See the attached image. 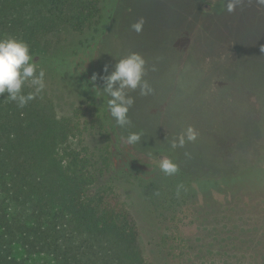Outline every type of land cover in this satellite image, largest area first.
Masks as SVG:
<instances>
[{
  "label": "trees",
  "instance_id": "obj_1",
  "mask_svg": "<svg viewBox=\"0 0 264 264\" xmlns=\"http://www.w3.org/2000/svg\"><path fill=\"white\" fill-rule=\"evenodd\" d=\"M104 1L0 0V38L27 42L44 78L65 79L83 96L69 114H58L44 90L24 108L9 101L7 93L0 94V264H149L139 246L137 223L119 193L125 170L116 161L123 139L134 128L116 125L101 91L102 77L115 65L110 51L98 46ZM258 5V0H241L233 14L224 11L219 22L228 24L236 12L246 17ZM188 51L197 61L195 69H205L199 67L200 52ZM86 62L96 69L93 77L88 78L92 69ZM32 90L30 83L23 89ZM255 95L250 113H236L237 131L215 123L212 114L202 122L200 131L207 140L202 169L210 170L202 171V189L211 186L214 176L228 178L232 185L254 193L251 210L260 206L263 217L264 94ZM136 132L147 139L144 129ZM146 145L151 147L150 142ZM158 145L156 141L151 150ZM183 160L188 171L200 167ZM225 168L230 169L227 177L211 176ZM155 178L139 185L151 206L156 193L170 189L176 195V186L183 184L163 172ZM184 187L192 189L188 183ZM162 215L163 222L174 226ZM244 226L259 230L253 224ZM167 229L172 230L169 225ZM170 242L165 234L160 244L169 249Z\"/></svg>",
  "mask_w": 264,
  "mask_h": 264
},
{
  "label": "rangeland",
  "instance_id": "obj_2",
  "mask_svg": "<svg viewBox=\"0 0 264 264\" xmlns=\"http://www.w3.org/2000/svg\"><path fill=\"white\" fill-rule=\"evenodd\" d=\"M224 4L225 0L104 1L98 46H105L115 63L129 53L141 54L148 69L144 78L153 89L147 96L139 90L129 93L135 98L128 113L131 125L134 132L145 130L147 139L142 137L140 146L149 149L140 150L123 139L116 161L125 170L119 193L137 223L139 246L149 264H264V216L259 215L260 206L251 210L254 193L214 176L227 177L230 169L226 168L212 173L216 179L202 189V171L210 172L202 169L207 140L200 130L206 115L215 116L212 119L223 128L237 131L236 113H250L252 96L264 94V5L246 17L236 12L230 17L236 21L229 18L225 24L219 22L226 11ZM141 17L145 23L138 34L131 24ZM192 48L200 52L199 67L205 69H195L197 61L188 51ZM85 65L92 69L88 78L93 77L96 69L88 62ZM44 83L58 114H69L83 99L65 79L44 78ZM189 125L198 132L197 140L171 149L170 141ZM156 141L159 145L151 150ZM163 156L179 165L174 176L192 189L181 190L179 196L170 189L156 193L151 206L139 185L157 181ZM183 159L200 166L190 170L194 176ZM127 162L130 165L125 166ZM162 213L174 226L162 221ZM244 223L258 226V232L243 227ZM165 234L171 236L169 249L160 244ZM179 255L181 259L176 258Z\"/></svg>",
  "mask_w": 264,
  "mask_h": 264
},
{
  "label": "clouds",
  "instance_id": "obj_3",
  "mask_svg": "<svg viewBox=\"0 0 264 264\" xmlns=\"http://www.w3.org/2000/svg\"><path fill=\"white\" fill-rule=\"evenodd\" d=\"M240 2L241 0H226L224 10L231 13ZM258 3L264 5V0H258ZM144 23V18L141 17L131 24V29L139 34L143 31ZM146 63L141 54L132 52L116 60L113 70L102 77L103 88L100 90L108 97V112L121 129H127L132 124L128 113L135 103V98L129 93L139 90L140 95L147 96L153 92L144 78L148 70ZM104 71H108L107 65L104 66ZM44 77V71L42 69L38 71L36 62H33V55L27 42L11 37L0 38V94L7 93L6 98L9 101L15 102L19 108H24L44 90ZM29 83L33 90L25 93L23 89ZM142 136V132H129L126 143L140 144ZM197 137L198 132L189 125L170 141V147L183 148L186 143L195 142ZM188 155L190 154L185 152V156ZM159 168L166 176H174L180 171L179 165L167 156L160 158ZM181 190L186 191L183 184H178L177 196Z\"/></svg>",
  "mask_w": 264,
  "mask_h": 264
}]
</instances>
